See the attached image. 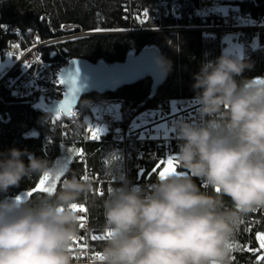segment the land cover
Returning a JSON list of instances; mask_svg holds the SVG:
<instances>
[{"label": "clouds", "instance_id": "9594fccd", "mask_svg": "<svg viewBox=\"0 0 264 264\" xmlns=\"http://www.w3.org/2000/svg\"><path fill=\"white\" fill-rule=\"evenodd\" d=\"M158 64L171 71L166 58ZM251 67L226 55L201 64L192 85L201 122L175 123L184 172L150 186L116 177L120 186L103 201V229L112 233L100 252L103 264H232L236 222L264 208V83L236 79ZM67 167L26 150L0 152V194L25 178L67 177ZM92 190L73 175L51 195L0 199V264H73L69 249L79 237L80 216L72 206Z\"/></svg>", "mask_w": 264, "mask_h": 264}, {"label": "built area", "instance_id": "2783aa9c", "mask_svg": "<svg viewBox=\"0 0 264 264\" xmlns=\"http://www.w3.org/2000/svg\"><path fill=\"white\" fill-rule=\"evenodd\" d=\"M260 9L263 12L257 11ZM123 15L130 24H137L122 30L125 32L158 31L178 35L182 31H199L210 40L221 34L222 55L233 59L243 60L247 49L255 51L264 45V0H198L194 9L184 7L179 0H124ZM1 19L0 13V92L4 89L13 97L34 105H50L61 100L66 90L58 80L69 59L54 57L48 48L78 39L81 33L95 32L64 23L61 35L44 38L39 31L11 27ZM167 21L173 22L166 24ZM145 22L155 25L144 26ZM85 101H90L91 106L85 107ZM198 107L196 96L162 93L151 101L135 104H127L118 97L82 99L73 109L74 116L49 114L42 124L51 131L61 132L64 137L82 135L85 141L97 144L91 150L82 149L84 155L76 158L80 171L73 175L90 182L92 192L98 196H107L110 188L120 186L116 180L118 175H124L132 185L150 186L159 177L161 161L177 157L180 151L183 141L175 131V123L178 120L200 123ZM89 128L101 129L100 139H91ZM49 139L44 136L45 143ZM113 160L116 165L110 172ZM176 163L179 165V160ZM73 175L63 177L59 186ZM84 176L88 180H84ZM77 204L87 208L83 203ZM260 210L264 214V208ZM78 215L85 217L86 223L85 227H80L79 237L69 251L73 264H103L97 254L100 255L107 239L91 237L107 232L95 230L88 211L78 212ZM244 250L257 253V249L248 245Z\"/></svg>", "mask_w": 264, "mask_h": 264}, {"label": "trees", "instance_id": "16d2710c", "mask_svg": "<svg viewBox=\"0 0 264 264\" xmlns=\"http://www.w3.org/2000/svg\"><path fill=\"white\" fill-rule=\"evenodd\" d=\"M179 1L189 9L198 5V0ZM123 7L124 0H0L1 22L11 27L37 30L44 38L61 35V26L64 23L76 24L84 31L95 32L93 35L67 40L48 48L56 58H84L93 63L103 61L111 64L123 61L129 54H136L144 48L156 47L163 58L171 61L172 68L168 72V78L154 96L151 95L152 80L146 77L131 85L122 86L113 93L88 94L84 96V100L118 97L124 99L127 104H135L151 101L160 93L177 97L196 96L192 87L195 83L193 77L200 72L202 63L215 61L222 56V35L218 34L215 39L210 40L199 31H182L178 35L158 31L125 32L122 30L137 24H130L124 19ZM257 11L263 12L261 9ZM171 22L167 21L166 24ZM153 25V22L144 23V26L148 27ZM99 31L119 32L97 33ZM243 61L251 63L253 67L245 69L240 77H236L238 81L256 82L264 79V45L255 51L247 49ZM48 106L46 103L34 105L23 102L3 89L0 92V152L17 148L50 162L63 160L68 165L67 175L77 173L81 167L76 164L77 157L72 156L73 150H91L97 144L85 141L82 135L64 137L61 132L44 127L42 120L49 115ZM44 136L50 138L46 143ZM24 162L28 163L27 156L24 157ZM177 171L185 170L180 169L178 165ZM40 178L42 176L25 178L19 187L10 189L6 194H0V199L34 190ZM195 182L200 184L199 180ZM59 185L60 181L57 182L54 193L60 189ZM202 191L210 196L215 195L206 186L202 187ZM46 194L34 192L27 199L35 200ZM106 197L91 192L83 194L78 201L86 205L90 224L98 231L104 230L103 201ZM223 204L226 209L232 207L227 197L223 198ZM261 232H264V214L260 209L236 222L230 240L233 245L232 264H258L260 254L247 252L244 247L248 245L257 249L259 242L256 236Z\"/></svg>", "mask_w": 264, "mask_h": 264}, {"label": "water", "instance_id": "95a60500", "mask_svg": "<svg viewBox=\"0 0 264 264\" xmlns=\"http://www.w3.org/2000/svg\"><path fill=\"white\" fill-rule=\"evenodd\" d=\"M162 57L156 47H147L136 54H129L123 61L107 64L103 61L93 63L84 58H73L67 67L61 72L65 80L66 92H71L70 83L74 72L79 69L78 86L79 93L73 104V109L77 107L84 96L97 93H113L125 85H131L146 77H150L151 95L154 96L158 88L167 80L168 73L162 70L158 64V58ZM71 97L69 96V99ZM65 95L59 101L50 104L47 108L49 114L57 115L59 104L63 103ZM67 117L69 115L64 114Z\"/></svg>", "mask_w": 264, "mask_h": 264}, {"label": "snow or ice", "instance_id": "6c2138e0", "mask_svg": "<svg viewBox=\"0 0 264 264\" xmlns=\"http://www.w3.org/2000/svg\"><path fill=\"white\" fill-rule=\"evenodd\" d=\"M145 16H147V13H145ZM78 75H79V69L77 68V70L73 74V78L70 81V83L72 85L71 92L65 93V99H64L63 103L59 104V107L57 109L58 114H67L69 116L75 115V113L73 111V104H74V101L76 100V97H77L79 91H80L79 86H78ZM65 83L66 82H65L63 76H61L58 80V84L64 85ZM258 83H264V81H258ZM69 96L71 97L70 99H69ZM57 118H59V115ZM88 131L90 133L91 139H93V140L100 139L101 129L89 128ZM83 155H84V153L82 150H80V151L73 150L72 156L80 157ZM177 160H178V157H169L166 161H161V164L163 165V167L161 170H158V176L160 179H167L169 176L178 174V172H177L178 164L176 163ZM83 179L88 180V177L84 176ZM60 180H61V176H57L55 178H52L49 175H44V176H42V178L39 179L37 187L34 190L29 191L27 193V196L31 197L34 194V192L47 193V194L51 195L54 193V191L57 187V182H59ZM216 191L218 192L219 189H217ZM100 194L102 195L103 193L101 192ZM20 200H22V199L18 198V201H20ZM72 210L79 212V213H86L87 212V208H85L82 205H78V204L73 205ZM80 221H81L80 227L81 228L85 227L86 218L80 217ZM111 235H112L111 232H107L106 235H94L91 237V239H93V240H105V239L109 238ZM256 239L259 242L258 248L256 251L257 252H264V232L258 233L256 236ZM229 246L231 248H233L232 244H230ZM85 247H86V245H85ZM71 250L72 249H69V251H71ZM97 259L100 261H103L104 258H103V256L97 254ZM259 262H264V254H261L258 256V264H259Z\"/></svg>", "mask_w": 264, "mask_h": 264}, {"label": "rangeland", "instance_id": "374dc122", "mask_svg": "<svg viewBox=\"0 0 264 264\" xmlns=\"http://www.w3.org/2000/svg\"><path fill=\"white\" fill-rule=\"evenodd\" d=\"M111 32H119V31H111ZM111 32L110 31L109 32L108 31H99L97 33H104V34H106V33H111ZM89 35H93V34H85V33L83 34V33H81L80 36H79V38L84 37V36H89ZM258 81H264V79L258 80ZM258 81H256V83H258ZM28 192L29 191H25V192H23V193L15 196V197H7V198H9V199H17V200H18V198L19 199H27L29 197V196H27V193ZM257 253L260 254V252H257Z\"/></svg>", "mask_w": 264, "mask_h": 264}, {"label": "bare ground", "instance_id": "6f19581e", "mask_svg": "<svg viewBox=\"0 0 264 264\" xmlns=\"http://www.w3.org/2000/svg\"><path fill=\"white\" fill-rule=\"evenodd\" d=\"M34 31H37V30H34ZM68 59H69V61L71 60V58H68ZM69 61H68V64H69ZM76 164H77L78 167H80V166L78 165V163H77V160H76ZM73 174H75V173H72L71 175H73Z\"/></svg>", "mask_w": 264, "mask_h": 264}]
</instances>
